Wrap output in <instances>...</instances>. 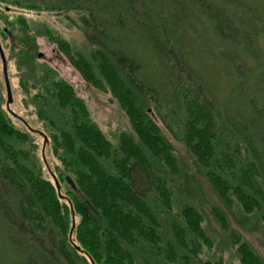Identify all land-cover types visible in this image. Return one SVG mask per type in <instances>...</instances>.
<instances>
[{"label":"trees","instance_id":"16d2710c","mask_svg":"<svg viewBox=\"0 0 264 264\" xmlns=\"http://www.w3.org/2000/svg\"><path fill=\"white\" fill-rule=\"evenodd\" d=\"M0 9L75 13L89 49L54 32L51 42L133 128L109 140L73 86L37 63L39 30L25 16H1L24 81L36 84L31 104L45 153L51 146L60 162L51 171L61 193L38 154L41 134L16 125L0 84V264H232L200 258L201 243L213 241L185 196L195 178L158 122L223 204L211 211L239 264H264L228 223L235 205L264 222V67L255 47L264 19L255 0H0Z\"/></svg>","mask_w":264,"mask_h":264},{"label":"rangeland","instance_id":"374dc122","mask_svg":"<svg viewBox=\"0 0 264 264\" xmlns=\"http://www.w3.org/2000/svg\"><path fill=\"white\" fill-rule=\"evenodd\" d=\"M255 1L261 7L264 19V0ZM0 10L4 11L3 9ZM1 13L0 18H6L8 20L7 22H21L18 19L19 16H25L27 22H30V25H32L30 28L39 30L40 34L36 40L37 50L35 51L37 63L39 65L45 64L49 69L55 71L60 78L73 86L77 96L86 104L92 121L102 130L109 140L117 144L121 134L133 133L129 118L118 103L112 99L110 94L101 92L88 85L79 72L71 65L70 61L61 54L57 46L51 42L53 35H50V32H54L62 39L68 41L71 46L78 51L89 49L83 31L76 23L75 17L77 15L75 13L66 15L56 12L37 13L20 10H14L9 13L4 11ZM4 24L5 23L0 19V43L3 47L8 64V75L13 95V104L10 107L18 118L15 120L16 125L19 128H26L25 125H28L33 128L32 130L33 132L35 131V133L40 131L46 132L43 125L39 122L34 106L31 104L32 97L37 95L36 84L32 82L28 84V82L24 81L26 78L25 71L18 65L14 49H12L10 45L12 41L10 37H12V35ZM4 34L7 35V38ZM255 47L260 52L261 66L264 67V29L263 33L256 41ZM0 84L5 93L4 99L6 103L7 94L1 59ZM158 126L165 137L174 146L178 159L195 178V181L191 180L190 183L184 185L185 196L188 198V194L190 198H194L195 201L193 202L196 207L199 208L204 218L203 227L205 232L213 241L211 247L201 243L203 250L200 258L203 261L210 260L211 262H217L222 260L224 263L239 264L237 246L234 247L230 239V231L222 230L211 211L212 206L224 209L223 204L214 194L204 177L200 174H196L198 172L195 170V164L191 156L187 153L184 144L176 140L174 136L167 131L165 125L158 122ZM34 136L35 142L39 148V156H42L43 162H45L44 158L45 160L47 159L51 170L57 173L56 168L60 166V162L53 155L50 149L51 146L46 149V153L44 149L43 153V138L38 135L36 136V134H34ZM183 166H181L182 169L184 168ZM46 175L51 178L49 172H46ZM199 185L201 188L197 190ZM63 187H65L64 184ZM228 223L229 230L238 233L242 237V240L248 242L253 250L264 260V222L249 217L246 220L242 215L241 209L235 205L234 209L228 212Z\"/></svg>","mask_w":264,"mask_h":264},{"label":"water","instance_id":"95a60500","mask_svg":"<svg viewBox=\"0 0 264 264\" xmlns=\"http://www.w3.org/2000/svg\"><path fill=\"white\" fill-rule=\"evenodd\" d=\"M0 59H1V62H2V72H3V77H4V81H5V86H6V94H7V102H6V107L8 110H10V106L13 104V95H12V89H11V83H10V79H9V75H8V64H7V59H6V56H5V53H4V50H3V47L0 43ZM39 134H41L43 137H44V146H43V153H44V149H45V146L46 144L48 143V139L47 137H45V135L41 132H39ZM44 163L47 167V169L49 170L50 174L52 175L54 181H55V184H56V187H57V192L58 194L61 193V187L56 179V177L54 176V174L52 173L49 165L47 164V161L45 160L44 158ZM62 198H64L62 196ZM72 209V207H71ZM75 226H76V219H75V213L72 209V228H71V231H70V238L73 234V231L75 229ZM78 251H80L79 248H77ZM93 264V263H92Z\"/></svg>","mask_w":264,"mask_h":264},{"label":"flooded vegetation","instance_id":"af4514ba","mask_svg":"<svg viewBox=\"0 0 264 264\" xmlns=\"http://www.w3.org/2000/svg\"><path fill=\"white\" fill-rule=\"evenodd\" d=\"M42 136V135H41ZM42 138H43V136H42Z\"/></svg>","mask_w":264,"mask_h":264}]
</instances>
